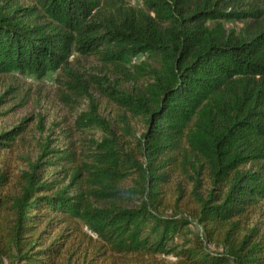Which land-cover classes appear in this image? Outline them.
Wrapping results in <instances>:
<instances>
[{"label": "trees", "instance_id": "1", "mask_svg": "<svg viewBox=\"0 0 264 264\" xmlns=\"http://www.w3.org/2000/svg\"><path fill=\"white\" fill-rule=\"evenodd\" d=\"M26 1L0 0V74L90 106L17 171L0 132V264H264V0Z\"/></svg>", "mask_w": 264, "mask_h": 264}, {"label": "rangeland", "instance_id": "2", "mask_svg": "<svg viewBox=\"0 0 264 264\" xmlns=\"http://www.w3.org/2000/svg\"><path fill=\"white\" fill-rule=\"evenodd\" d=\"M21 2L27 3L26 0ZM130 2L135 6L142 5V0ZM98 63L95 57H84L78 53L74 55L73 65L82 71L97 72ZM60 72H48L43 79L33 74L16 72L0 74V132L22 126V133L6 151V155L11 157L9 170L27 168L28 158L34 161L40 144L46 140L50 141L51 148L65 149L70 139L81 146L80 139L84 134L77 129V116L81 109L89 108L90 103L77 108L69 106L60 98L55 82ZM94 96L99 109L109 113L112 106L107 99L97 91Z\"/></svg>", "mask_w": 264, "mask_h": 264}]
</instances>
